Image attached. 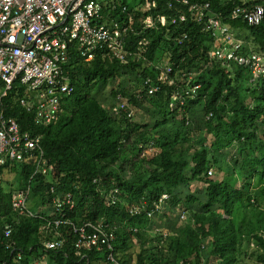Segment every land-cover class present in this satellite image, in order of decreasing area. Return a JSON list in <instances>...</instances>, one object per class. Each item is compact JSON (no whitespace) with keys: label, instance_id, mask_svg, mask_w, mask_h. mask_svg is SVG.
Here are the masks:
<instances>
[{"label":"trees","instance_id":"obj_1","mask_svg":"<svg viewBox=\"0 0 264 264\" xmlns=\"http://www.w3.org/2000/svg\"><path fill=\"white\" fill-rule=\"evenodd\" d=\"M202 1H209V10L237 30L245 57L264 53V19L250 26L230 17L242 0ZM158 2V13H174L165 1ZM254 3L264 6V0ZM129 12L132 26L140 30L147 11L135 1L114 0L103 7L105 17L121 22ZM179 24L168 35H177L186 24L189 38L182 44L165 39L162 29L144 33V61L121 63L97 54L83 62L72 54L66 67L73 92L64 112L47 126L32 125L18 102L21 89L10 92L5 113L22 130L42 134L48 173L39 176L36 188L42 195L39 216L30 217L12 212L9 199L13 182L26 183L31 165L2 171L0 237L11 224L14 250L0 247V264H264V76L254 77L249 62H209L211 36L202 23ZM129 34L124 49L136 47ZM158 47L171 51L175 69L201 70L195 76L201 86L193 97L185 95L181 105L170 104L171 85L159 83L148 93L145 80L158 83V71L150 64ZM109 82L117 84L107 105L97 94ZM119 100L128 103L132 116H127L129 110L113 111ZM140 103L152 105L157 113L153 122L133 121V107ZM114 187L119 189L117 203L107 200ZM66 193L75 205L69 209L63 204L64 221L56 226L52 197ZM162 194L168 197L156 210L153 202ZM142 202L154 209L152 216L130 212ZM97 219L109 224L114 235L115 261L107 258L105 248L76 254L70 222ZM57 240L62 246L45 249L46 241Z\"/></svg>","mask_w":264,"mask_h":264},{"label":"built area","instance_id":"obj_2","mask_svg":"<svg viewBox=\"0 0 264 264\" xmlns=\"http://www.w3.org/2000/svg\"><path fill=\"white\" fill-rule=\"evenodd\" d=\"M132 1L147 11L140 30L132 26L133 14L130 12L127 23L105 17L103 7L114 0H0V179L2 171L9 172L15 164H30L32 167L26 183L12 185L9 199L12 212L21 216H39L42 195L36 188L40 183L39 176L47 174L48 169L40 144L42 134L30 129L22 130L15 117L6 115V98L14 88L21 89L18 102L29 114L32 125L47 126L55 122L65 110L66 97L73 92L66 67L72 54L83 62H90L97 54L121 63L144 61L147 60L148 41L144 36L147 30L162 29L165 39L182 44L189 38L186 24L177 35L171 37L168 32L179 23L196 21L202 23L203 29L211 36V45L206 51L209 62H249L254 77L264 76V53L250 52L245 57L241 53L243 40L237 35V30L209 10V1L163 0L166 7L174 11L171 15L157 12L159 0ZM255 1L242 0V6L231 9L230 17L240 18L250 26L258 25L264 19V6ZM125 9L123 5L122 10ZM129 33L136 38L133 40L134 49H124ZM155 53L150 64L158 71V83L154 84L151 78H147L148 93L155 92L159 83L171 85L170 104H183L184 96L193 97L201 86L195 78L201 70L175 69L170 61L172 53L166 47H158ZM112 109L117 113L129 110V117L133 114L128 103L122 100ZM208 172L211 174L212 171ZM94 182L98 180L94 179ZM53 189L51 187V192ZM167 197V194H162L158 201L153 202L156 210ZM107 200L119 202V189L110 188ZM52 202L59 216L54 220L57 226L64 221L63 204L72 209L75 201L71 193H66L63 198L53 196ZM129 210L134 215L145 213L152 216L154 213V209L145 202L134 204ZM70 224L76 234V254H82L83 249L105 248L108 250L107 258L115 261L114 235L108 230L109 224L101 219ZM11 233V224H6L0 237V247L13 252ZM60 246L61 240L44 243L45 249ZM20 258L21 253L18 252L17 259ZM32 264H38V261L34 260Z\"/></svg>","mask_w":264,"mask_h":264},{"label":"rangeland","instance_id":"obj_3","mask_svg":"<svg viewBox=\"0 0 264 264\" xmlns=\"http://www.w3.org/2000/svg\"><path fill=\"white\" fill-rule=\"evenodd\" d=\"M116 84H117V82H115L113 84L109 82V83H107L104 87H102L98 91L97 95H98L99 99H101L102 101L106 102L107 105H109V102L111 100L110 99V90L114 86H116ZM133 111H134L133 121H136V122H140L141 120H146V121H149V122H153V117L157 116L156 115L157 113L154 112V109L152 108V105H150L148 103H140L138 105V108H136L134 106L133 107ZM152 112H154V113H152ZM9 178H10V176H9ZM13 185L16 186L15 181L13 182ZM137 247H136V250L138 249Z\"/></svg>","mask_w":264,"mask_h":264}]
</instances>
